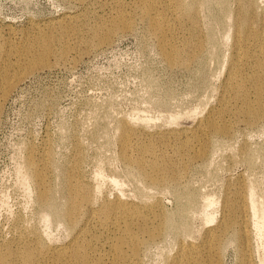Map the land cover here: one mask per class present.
I'll return each instance as SVG.
<instances>
[{"label": "rangeland", "instance_id": "1", "mask_svg": "<svg viewBox=\"0 0 264 264\" xmlns=\"http://www.w3.org/2000/svg\"><path fill=\"white\" fill-rule=\"evenodd\" d=\"M245 1L252 3L251 26L263 33L256 45H263L264 0H185L195 6L191 16L176 0H158L159 11L164 4L173 11L169 42L188 43L191 54L172 65L136 0H0V72L24 61L9 72L14 83L6 91L0 78V244L35 245L41 236L48 247L65 249L77 239L79 226L56 212L66 200L60 171L72 166L92 201L99 186L98 206L122 196L159 207L165 228L141 245L137 264H166L189 243L203 246L223 210L243 204L244 189L252 187L264 206V69L253 62L264 50L249 55L254 36L237 35ZM66 15L73 23L64 28ZM212 118L225 130L207 128ZM125 124L137 128L134 142L156 150L128 155L157 159L158 170L146 169L169 178L151 183L123 157ZM47 154L52 164L44 174L56 207L39 199L27 162ZM206 198L213 203L204 206ZM236 214L241 241L225 232L206 264H264V232L251 211Z\"/></svg>", "mask_w": 264, "mask_h": 264}, {"label": "bare ground", "instance_id": "2", "mask_svg": "<svg viewBox=\"0 0 264 264\" xmlns=\"http://www.w3.org/2000/svg\"><path fill=\"white\" fill-rule=\"evenodd\" d=\"M136 1L141 8L142 17L149 23L150 29L155 32L161 41L166 59L172 65L186 64L191 57L190 52L186 51L188 43L179 45L169 42V32L173 25V21L168 16L169 13L173 12L171 5L164 4L163 10L159 11L158 0ZM176 5L178 9H187L186 16H191L195 9L193 4L188 5L185 0H176ZM174 9H176L175 6ZM251 9L252 3L245 1L243 9L238 14L236 30L237 35L242 34V36H245L247 34L248 36H254L255 42L252 43V48L248 49V54L253 56L258 50L259 52L264 50V44L256 45L263 33H259L255 24L251 26L252 20H249ZM242 11L245 12L242 14ZM72 23L73 19L66 15L62 17L59 25L67 28ZM121 23H124V21H115L111 29ZM256 32L258 35H256ZM45 43L44 52L48 53L49 39H45ZM194 46L196 48L198 42H195ZM193 54L196 55L195 52ZM253 62L257 68L264 69V56L255 59ZM21 66H24V61L16 60L7 64L6 69L0 72V78L4 76L3 84H1L3 91H6L14 83V73L12 72L11 77H8L11 69ZM232 68H236V59ZM122 127L123 157L131 165L140 168L151 183L155 184L159 179L169 178L170 175L163 173L158 176L156 173H149L148 168L146 169V167H150L152 170H158L159 163L157 159L143 160L136 156L128 155L127 149H132L139 153L147 151L151 156L155 154L156 150L151 142L144 144L138 141L134 142L137 128L131 124H125ZM224 127L216 118L208 120L207 128L215 130L222 128V130H225ZM161 134L167 135L165 132ZM27 162L30 169L34 172L33 181L41 188L38 194L39 199L50 207H56L54 200L49 198L50 186L44 174V170L48 169L52 164L51 158L47 154L43 158V162H38L31 155ZM60 175L65 181L64 198L66 200L56 212L63 219L69 221L71 227L79 226L77 239L65 249L48 247L41 236H35L37 239L35 245H5L6 240H4L0 244V264H50L51 262V264H137V256L141 245L146 241L155 240L163 233L165 228V224H163L164 218L157 205L147 204L143 200L129 202L124 197L118 196L114 201L109 202L106 199L98 206L95 203L97 202L96 191L101 192L99 186L94 190L95 199L92 201V189L76 179L74 166L61 169ZM115 182L119 183L118 180H115ZM189 199H193V195L189 194ZM212 203L213 200L210 198L204 200V206H209ZM141 207L147 208L149 212L147 214L144 213ZM236 210L251 211L255 218V229L259 232H264V206L257 200L253 193V188L250 187V189H244L242 205L236 206L232 204L229 213L224 209L218 226L208 228L203 246L189 243L187 248L185 246L183 250L171 255L166 264H206L211 257L215 243L220 244L223 234L231 229L234 233L231 237L232 241L240 242L243 237V231L234 226V219H232L236 214ZM78 214H81V222L76 219ZM97 214H99V219H96ZM43 221L48 224L50 222L49 215L45 214ZM100 229L104 230L103 236L97 235ZM23 234V232H19L17 236H22ZM22 240L29 242L30 238L24 237ZM241 250L244 258L245 251L243 248ZM244 264L248 263L244 262Z\"/></svg>", "mask_w": 264, "mask_h": 264}]
</instances>
